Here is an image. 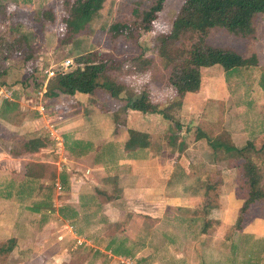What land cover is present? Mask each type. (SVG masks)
<instances>
[{"label":"crops","instance_id":"obj_1","mask_svg":"<svg viewBox=\"0 0 264 264\" xmlns=\"http://www.w3.org/2000/svg\"><path fill=\"white\" fill-rule=\"evenodd\" d=\"M95 91L68 98L77 101L65 108L60 148L65 165L35 160L39 150L20 151L22 141L36 137L26 132H37V119L45 120L31 109L38 102L26 108L17 93L9 99L0 96V171L12 168L14 175L0 174V264H77L93 251L104 254V260L110 257L111 264H264V201L235 227L248 193L241 160L214 151L204 134L227 131L237 147L252 139L223 120L220 125L219 112L212 132L198 125L185 129L183 114L169 119L134 109L127 111L124 124L116 125L113 113L120 104L103 109ZM82 96L88 102H80ZM184 101L182 113L189 105ZM8 113L14 118L11 136L21 141L18 147L15 138L5 137ZM129 129L146 134L147 144L127 149ZM31 162L57 164L63 192L55 189V179L27 177ZM106 207L117 211L116 228L99 241L97 225L109 215ZM91 208L92 229L84 222ZM197 233L206 243L192 244Z\"/></svg>","mask_w":264,"mask_h":264},{"label":"rangeland","instance_id":"obj_2","mask_svg":"<svg viewBox=\"0 0 264 264\" xmlns=\"http://www.w3.org/2000/svg\"><path fill=\"white\" fill-rule=\"evenodd\" d=\"M182 1L165 0L161 9L156 12L151 20L150 29L148 31L137 30L134 38L131 39L122 35L112 37L108 30L109 26L115 22H139L141 19L135 17L133 9L139 7L141 11L146 10L154 3V0H104L101 8L92 15L90 20L83 24V27L78 29L76 33L72 34L65 32V26L61 21L64 10L63 0H0V30L6 28L14 33L19 32L28 35L31 50L39 68L33 76L28 77L27 70L24 69V56L17 52H12V55L5 61L8 70L7 82L14 90L12 93H17V96L20 97L19 100L22 104L29 108L28 106L32 105L33 102H40L47 107L45 120L37 119L40 124L36 126H39L40 129L37 132L25 130L27 135L46 136L48 139V148L39 150L38 155H33L35 160L43 157L53 162L60 161V164L65 165V158L63 159L65 152L60 149L61 146L57 145L53 136L50 135L48 127L54 125L56 128L54 135L64 134L65 130L62 126L65 123V108H67V104L77 101V99L71 101V99H68L71 97L68 96H61L56 99L46 96L43 92L41 93L44 89L43 69L59 66L68 58L72 59L73 62L76 55L91 50L104 52L111 55L112 59L123 62L139 54L150 57L152 59L150 69L144 74H140L137 77L138 79L135 80L136 83L132 84L130 82L132 87L129 83L128 88L131 91V88L146 87L148 90L147 97L153 109L156 111L165 109L171 117L183 114V120L185 121L182 125L185 126V129L198 125L203 131L212 132L213 124L216 122L215 116L219 112L221 114L218 116L219 123L223 120L224 123L239 128L241 130L240 134L245 135L243 138L248 136L247 138L252 139L256 147L264 142V13L254 12L248 14L254 21L255 33L252 37L236 36L222 28L209 31L206 37L207 43L214 46L231 47L244 57H249L252 54L256 55L257 53L259 56L257 65L233 68L227 72L220 64L201 68L200 87L197 91L186 95L184 102H189L188 110L184 108L182 113L183 108L181 106L169 107L176 100L168 82L171 67L157 54L156 45L157 39L167 32ZM48 9L53 10V14L55 12V21L45 17L44 11ZM241 13H244V11L241 10ZM95 93L97 95L95 98L101 100L99 103H101L100 106L103 109L108 108L107 110L111 111L117 107L118 103L120 104V101L117 102L103 89L97 88ZM199 94L201 96L196 97ZM86 98L82 96L80 102H88L89 98ZM213 113L214 118H211ZM205 116H210V118L207 122L202 121V124H200L198 120ZM13 120V115L8 113L5 118L8 126L6 132H4L7 138L15 134V126H12ZM226 124L222 126L227 128ZM14 138L12 137V139ZM12 141L13 146L17 147L21 143L18 138ZM236 143L241 144L242 142L238 139ZM16 166L17 164L14 165V168ZM260 166L264 177L263 161ZM11 169L7 167L3 172L0 171L2 172L0 174L5 177L10 175L14 177L9 172ZM57 172L58 167L55 163L42 167V173L46 179H51V182L55 179V189L63 192V186L61 181H58L60 178ZM243 176L244 174L241 177ZM58 186H60V189ZM88 204L92 207L94 205L90 202ZM105 211L109 214L108 216L103 215L104 217H102L101 215L102 218H99V222L96 219L97 226L100 229L95 237L100 238L97 239L99 241L108 237L116 228L114 220L117 211L111 207H106ZM253 211L257 212L255 208L248 209V218ZM93 212L91 208L87 212L90 218L84 220L85 224H88L91 229L93 224L90 222L94 220ZM176 236L178 239L183 238L182 235ZM184 238L186 237L184 236ZM206 239V237H202L197 233L194 239L195 242L192 244L202 245L206 243ZM72 254H74V251ZM98 254V251H93L85 260L86 262H78L77 264H111L110 257H106V260H104V254L101 257L97 256ZM71 261L74 263V260Z\"/></svg>","mask_w":264,"mask_h":264},{"label":"trees","instance_id":"obj_3","mask_svg":"<svg viewBox=\"0 0 264 264\" xmlns=\"http://www.w3.org/2000/svg\"><path fill=\"white\" fill-rule=\"evenodd\" d=\"M164 1L154 0L148 9L142 11L139 7L134 8L133 14L141 20L115 22L109 26L110 34L112 37L122 35L133 39L137 30L148 31L151 20L161 9ZM103 2L104 0H63L64 10L61 21L65 26V32L76 33L101 8ZM241 10L244 13H241ZM52 11L45 10L44 15L55 21V12L53 14ZM254 12L264 13V0L261 2L260 0L182 1L167 32L160 36L156 43L157 54L171 67L168 82L176 100L169 107H180L186 93L199 89L201 68L205 66L220 64L227 72L233 68L257 65L255 54L243 57L236 49L214 46L206 41L209 31L215 28L225 29L236 36L252 37L255 33L254 21L248 14ZM0 31V83L10 85L7 82L8 70L5 61L12 52L24 56V69L27 70L28 77L33 76L39 68L32 53L28 35L14 33L6 28ZM73 62L74 67L66 72L57 71L48 81L46 96L56 99L61 96L72 97L76 93L91 94L95 89L100 88L120 101L118 109L113 113L116 125L124 124V116L129 109L156 112L171 118L165 109L157 111L153 109L147 97L146 87L131 88V91L128 88L130 82L136 83L137 77L150 69L152 63L150 57L139 54L123 62L112 59L111 55L104 52L91 50L76 55ZM128 133L129 137L125 143L127 149L147 144L144 141L147 138L146 134L134 129H129ZM45 137L39 135L22 141L20 151H38L48 147V139ZM204 137L214 151L222 150L227 157L241 160L240 166L248 193L235 225L240 228L242 222L248 219V215L246 216L248 209L264 201L263 175L260 166L262 161L264 162V142L256 147L252 141L248 140L243 146L237 147L227 131L213 137L204 134ZM43 166L41 163H29L26 170L27 177H32L34 174L43 175ZM61 178L63 181L64 176Z\"/></svg>","mask_w":264,"mask_h":264},{"label":"built area","instance_id":"obj_4","mask_svg":"<svg viewBox=\"0 0 264 264\" xmlns=\"http://www.w3.org/2000/svg\"><path fill=\"white\" fill-rule=\"evenodd\" d=\"M72 67H74V62H72V59L68 58L66 60H64L62 62V64H60L59 66L56 67H49V68H44L43 69V77H42V81L44 82V89L43 91H41V93H45L46 90V86L48 81L55 76L57 71L60 72H66L69 69H71ZM45 79V80H44ZM0 96L2 97V99H9L12 96V90L11 88L8 87H4V86H0ZM31 109L36 110L38 112L39 115H45L47 113V108L45 107V105L43 103H36L34 106L31 107ZM49 133L51 136H53L55 142H57V145L62 146L63 144V138L61 135H54L56 128L54 127V125H50V127H48ZM58 188L60 189V186H58Z\"/></svg>","mask_w":264,"mask_h":264}]
</instances>
